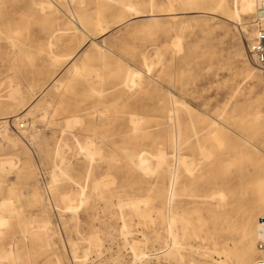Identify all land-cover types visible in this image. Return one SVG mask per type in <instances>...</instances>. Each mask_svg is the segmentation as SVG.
<instances>
[{
  "label": "rangeland",
  "instance_id": "1",
  "mask_svg": "<svg viewBox=\"0 0 264 264\" xmlns=\"http://www.w3.org/2000/svg\"><path fill=\"white\" fill-rule=\"evenodd\" d=\"M227 1L0 0V264L264 261L256 8Z\"/></svg>",
  "mask_w": 264,
  "mask_h": 264
},
{
  "label": "bare ground",
  "instance_id": "2",
  "mask_svg": "<svg viewBox=\"0 0 264 264\" xmlns=\"http://www.w3.org/2000/svg\"><path fill=\"white\" fill-rule=\"evenodd\" d=\"M114 1V0H113ZM116 2H119V1H116ZM126 2H127V0H126ZM258 2H259V0H234V8H233V14L234 15H238L239 14V12H241V13H251V12H253V11H255V8L257 9V5H258ZM120 4V3H119ZM121 4H122V2H121ZM127 4V3H126ZM217 4H220L221 5V7H223V8H225L228 12L230 11V9H229V7H228V1L227 0H217ZM128 5V4H127ZM143 5V4H142ZM150 5V4H149ZM45 6V5H44ZM49 6V4L47 5V7ZM125 5H123V7H124ZM129 6V5H128ZM213 7V6H212ZM216 7V6H215ZM129 8H130V6H129ZM131 9V8H130ZM62 11V10H61ZM134 11V10H133ZM207 11V10H206ZM209 11V10H208ZM137 12V11H136ZM203 12V11H202ZM167 14V13H166ZM232 14V13H231ZM170 15H172V14H170ZM68 16V15H67ZM135 16V15H134ZM154 16V15H153ZM157 16V15H156ZM75 17V16H74ZM151 17V16H150ZM70 19H71V17H70ZM73 19V18H72ZM183 22V21H182ZM244 24V23H243ZM77 29H79V27H76L75 26V30H77ZM80 29H81V26H80ZM239 31V30H238ZM240 36V35H239ZM177 39H178V37H177ZM176 39V40H177ZM176 43V42H175ZM50 43L48 42V45H49ZM96 45V44H95ZM176 45V47H177V44H175ZM157 49V48H156ZM144 53V52H143ZM156 54V53H155ZM72 55V54H71ZM156 56V55H155ZM160 56V55H159ZM85 57V56H84ZM73 58V57H72ZM158 58V57H157ZM153 59H156V58H153ZM143 61V60H142ZM248 61V60H247ZM144 63V62H143ZM152 64L154 63L155 64V62H151ZM30 67V66H29ZM59 72V71H58ZM140 72V71H139ZM137 74V73H136ZM135 74V75H136ZM133 75V74H132ZM248 75L249 76H251L253 79H255V80H257V76H255L252 72H251V69H248ZM57 76V75H56ZM55 77V76H54ZM57 83V82H56ZM14 86V85H13ZM57 86H58V84H57ZM18 92V87H15L14 86V88L11 90V92H10V96H13V95H15V93H17ZM14 97V96H13ZM10 98V97H9ZM11 99H12V97H11ZM13 100V99H12ZM32 102V101H31ZM173 103H175L174 101H173ZM172 103V104H173ZM29 110V109H28ZM175 113V112H174ZM133 115V114H132ZM175 115V114H174ZM133 117H134V115H133ZM130 118V117H129ZM135 118V117H134ZM174 118H175V116H174ZM131 119V118H130ZM255 119V118H254ZM75 120V119H74ZM131 122H132V119L130 120ZM135 121V120H134ZM137 121V120H136ZM31 123V122H30ZM133 123V122H132ZM136 123V122H135ZM22 126H24L23 124H22ZM88 143V142H87ZM86 142H85V144H87ZM85 146H87V145H85ZM84 147V146H83ZM83 147H81V151L83 150H85L86 152H84V153H87L89 156H93L94 154L96 155V154H98V149H96V146H95V148H94V146H93V144L92 145H88L87 147H84V149H82ZM199 150V149H198ZM201 150V149H200ZM199 150V151H200ZM204 151V150H203ZM206 151V150H205ZM207 152V151H206ZM82 153V152H81ZM147 153V152H146ZM208 153V152H207ZM85 156H87V155H85ZM97 156V155H96ZM99 156V155H98ZM97 156V157H98ZM142 156H143V154H142ZM163 156H165V155H163V153H161L160 155H157V161L158 162H160L162 159H163ZM207 157V156H206ZM142 158H145V157H142ZM142 158H140L139 157V161L138 162H140V165H141V163L143 164V162L142 161H144V159H142ZM146 160V159H145ZM136 161H137V159H136ZM156 161V160H155ZM11 162H12V160H8V161H6L5 163L6 164H10L11 165ZM149 164V163H148ZM188 164H190V162L188 163ZM12 165H14V162H13V164ZM138 165V164H137ZM9 166V165H8ZM58 166V165H57ZM169 167V166H168ZM142 169V168H141ZM144 169H145V167H144ZM146 170H148V169H146ZM152 171V170H151ZM171 180V179H170ZM170 182H172V181H170ZM173 182L171 183V189H170V191H172V187H173ZM171 193V192H170ZM171 195V194H170ZM174 196V195H173ZM211 196H213V195H211ZM169 197H172V195L171 196H169ZM64 198H66V197H64ZM63 198V199H64ZM211 198V197H210ZM262 198V197H261ZM66 199H68V198H66ZM65 199V200H66ZM260 199V198H259ZM263 200V199H262ZM261 200V201H262ZM68 201H70L69 199H68ZM68 201H66V202H68ZM69 203V202H68ZM70 203H72V202H70ZM66 205H68V204H66ZM70 206V205H69ZM68 207V206H67ZM68 209V208H67ZM70 210V209H69ZM74 211H75V209H74ZM73 211V212H74ZM71 212V211H70ZM33 220H34V218H33ZM39 220H42V226L43 227H46L47 226V224H48V221L45 219V220H43L42 218H40ZM38 220V221H39ZM35 221V220H34ZM169 221H171V218H170V220ZM173 221V220H172ZM171 221V222H172ZM36 222V221H35ZM41 222V221H40ZM34 223V222H33ZM37 223V222H36ZM169 226H170V224H169ZM171 227V226H170ZM170 227H169V230H170ZM262 232V231H261ZM168 235L170 236V238H171V240L173 241V238H174V233L172 232V230H170V231H168ZM254 233V232H253ZM258 234V233H257ZM248 235V234H247ZM94 237V236H93ZM258 237V236H257ZM88 239H91V237H89ZM93 240V239H92ZM95 240H97V238H96V236H95V238H94V241ZM87 241V240H86ZM92 242V241H90L92 244L93 243H95V244H97L98 245V243H96L97 241H99V240H97L96 242ZM132 242H134V240L132 241ZM251 242L252 241H250V240H243V243H244V246L241 248V250H240V254H239V258L241 259V261H242V264H251L252 262V244H251ZM86 243H88V242H86ZM91 243H89V244H91ZM138 243V242H137ZM137 243L136 244H132V248L133 247H135L134 245H137ZM100 244V243H99ZM49 245V244H48ZM92 246V245H91ZM94 246V245H93ZM100 245H98L97 247H99ZM134 249V248H133ZM87 250V249H86ZM99 250H97V252H98ZM7 252L6 251H4V250H0V255L2 256V255H7L6 254ZM142 253V252H141ZM86 255V254H85ZM142 255H145V254H142ZM140 256V255H139ZM140 258V257H139ZM0 259H3V257L2 258H0ZM4 260H6L5 259V257H4ZM260 261H262V260H257V261H255V263L254 264H258Z\"/></svg>",
  "mask_w": 264,
  "mask_h": 264
},
{
  "label": "built area",
  "instance_id": "3",
  "mask_svg": "<svg viewBox=\"0 0 264 264\" xmlns=\"http://www.w3.org/2000/svg\"><path fill=\"white\" fill-rule=\"evenodd\" d=\"M254 32L248 45V53L258 66L264 71V0H259L253 19ZM258 248L264 250V243H259ZM258 264H264L260 261Z\"/></svg>",
  "mask_w": 264,
  "mask_h": 264
}]
</instances>
